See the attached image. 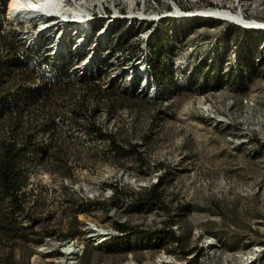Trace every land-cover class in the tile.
Wrapping results in <instances>:
<instances>
[{
    "label": "rangeland",
    "instance_id": "1",
    "mask_svg": "<svg viewBox=\"0 0 264 264\" xmlns=\"http://www.w3.org/2000/svg\"><path fill=\"white\" fill-rule=\"evenodd\" d=\"M6 4L0 0V264H66L53 258L62 244L54 248L75 236L84 239L78 264H140L161 250L169 264H264V33L240 41L242 60L260 57L239 75L243 86H224L211 72L202 88L150 100L106 86L108 56L89 61L73 34L48 32L27 48L36 25L5 18ZM54 36L64 51L54 50ZM3 37L14 47H2ZM74 61L82 65L75 74ZM157 181L162 202L146 206ZM119 220L128 230L104 246L83 230ZM169 221L178 246L153 236ZM43 244L47 253L38 254ZM195 248L212 252L188 255Z\"/></svg>",
    "mask_w": 264,
    "mask_h": 264
},
{
    "label": "bare ground",
    "instance_id": "2",
    "mask_svg": "<svg viewBox=\"0 0 264 264\" xmlns=\"http://www.w3.org/2000/svg\"><path fill=\"white\" fill-rule=\"evenodd\" d=\"M220 13L258 22L264 20V0H9L6 17L32 28L36 25L26 45L29 49L37 48L39 39L48 32L73 34L80 49L84 45L89 47V61L93 57L99 59V54L102 58L108 56L112 72L104 81L106 86L155 100L183 93L189 86L202 88L204 78L211 72L224 86L231 84L235 88L239 75L259 64L260 57L244 61L237 50L248 35L264 33V26L225 18ZM219 23L223 26L210 37L204 33L206 28ZM236 29L240 38H234ZM54 39L53 44L58 45L54 50L64 51L62 38ZM263 45L260 44L261 48ZM80 64L74 61L69 71H81ZM76 74L83 76L82 72ZM239 85L244 82H238ZM172 228L175 230V226ZM83 230L89 232L87 239L94 246L107 245L124 234L112 223L97 227L86 222ZM83 241L77 236L57 241L54 249L62 244L64 250L60 247L53 258L62 256L67 259L66 264H78L84 251ZM206 244L213 248L211 241ZM36 251L46 254L47 248L43 244ZM211 252L204 251V256L209 257ZM35 260L33 257L29 264H37ZM54 264L65 262L59 260ZM122 264L139 263L129 260ZM140 264H169V254L161 250L155 258Z\"/></svg>",
    "mask_w": 264,
    "mask_h": 264
},
{
    "label": "trees",
    "instance_id": "3",
    "mask_svg": "<svg viewBox=\"0 0 264 264\" xmlns=\"http://www.w3.org/2000/svg\"><path fill=\"white\" fill-rule=\"evenodd\" d=\"M7 0V4H8ZM7 4H6V12H7ZM6 12H5V18H6ZM19 39V38H18ZM19 43L22 44V42L19 39ZM23 45V44H22ZM1 46H7V47H14L13 43H11L10 41L5 40V38H2V42H1ZM24 46V45H23ZM24 49L26 50V48L24 47ZM29 53H31L29 51ZM32 54V53H31ZM160 181H157L156 184H152L151 186H149L145 199H144V204L146 206H153V205H159L162 202V193L161 191H158V187H159ZM171 221L168 222V225H165L163 227H161L160 229L154 231V237L157 240H169V242L171 241H175L179 244V237L176 236L174 234V232L172 231V229L170 228L171 225ZM115 227L121 231V232H126L128 229L125 225L121 224V223H116Z\"/></svg>",
    "mask_w": 264,
    "mask_h": 264
},
{
    "label": "built area",
    "instance_id": "4",
    "mask_svg": "<svg viewBox=\"0 0 264 264\" xmlns=\"http://www.w3.org/2000/svg\"><path fill=\"white\" fill-rule=\"evenodd\" d=\"M175 12V11H174ZM192 13H200V12H192ZM207 13H215V12H207ZM223 15V13H220ZM225 18H233V19H236V20H240L242 22H245V23H250V25H258V26H264V20H260L258 22H251L249 19H244V18H241V16H226V15H223ZM263 248H264V245H263ZM263 250V249H262ZM189 254H204V252L199 249V248H195L193 252L191 253H188ZM188 256H186L185 259H187ZM174 262L170 263V264H173Z\"/></svg>",
    "mask_w": 264,
    "mask_h": 264
}]
</instances>
